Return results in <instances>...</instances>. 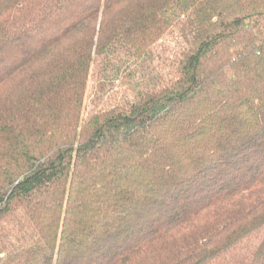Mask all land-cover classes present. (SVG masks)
I'll return each mask as SVG.
<instances>
[{
    "label": "trees",
    "instance_id": "obj_1",
    "mask_svg": "<svg viewBox=\"0 0 264 264\" xmlns=\"http://www.w3.org/2000/svg\"><path fill=\"white\" fill-rule=\"evenodd\" d=\"M0 264H264V0H0Z\"/></svg>",
    "mask_w": 264,
    "mask_h": 264
},
{
    "label": "rangeland",
    "instance_id": "obj_2",
    "mask_svg": "<svg viewBox=\"0 0 264 264\" xmlns=\"http://www.w3.org/2000/svg\"><path fill=\"white\" fill-rule=\"evenodd\" d=\"M170 41V39L168 40V42ZM162 45L159 46V48H161ZM94 72V71H93ZM96 73L94 72L93 74L91 73L89 80H88V84H87V90H86V95H85V116H87L86 111L92 110L94 109L93 103H92V97H93V86L95 84V79H96Z\"/></svg>",
    "mask_w": 264,
    "mask_h": 264
}]
</instances>
